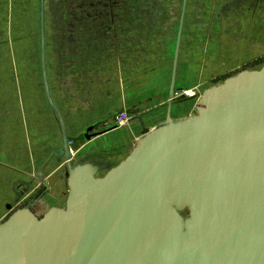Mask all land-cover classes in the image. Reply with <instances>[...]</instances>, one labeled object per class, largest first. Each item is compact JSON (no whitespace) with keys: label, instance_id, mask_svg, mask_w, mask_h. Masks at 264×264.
<instances>
[{"label":"water","instance_id":"95a60500","mask_svg":"<svg viewBox=\"0 0 264 264\" xmlns=\"http://www.w3.org/2000/svg\"><path fill=\"white\" fill-rule=\"evenodd\" d=\"M184 10L171 98L175 97ZM65 208H19L0 223V264H264V65L206 90L197 113L145 129L104 176L73 167ZM172 101L170 102V106ZM187 211V216L183 212Z\"/></svg>","mask_w":264,"mask_h":264},{"label":"crops","instance_id":"0c3cea01","mask_svg":"<svg viewBox=\"0 0 264 264\" xmlns=\"http://www.w3.org/2000/svg\"><path fill=\"white\" fill-rule=\"evenodd\" d=\"M184 2L0 0V140L7 134L11 135L10 142L2 143L5 151L0 147V164L14 166L13 170L20 177L18 181L23 182L21 188H24L22 196H18L9 210L0 215V223L19 208H30L38 217H43L53 207L65 208L68 199L70 168L63 149V130L57 113L54 111L61 128L58 135L52 131L48 117L42 116L40 111L30 112L29 123H22L23 130L19 129L21 116L14 107L13 87L17 81V95H22L20 84L26 76L22 73L30 74L29 78H32L39 68L37 61H40L43 72V43L39 44L36 37L38 24L42 28L43 10L47 81L48 77L53 79L55 89L60 92L62 107L69 111V123L66 124L64 118L63 121L74 155L73 167L96 165L100 167L98 176H104L132 153L144 136L145 129L160 126L169 113L172 118L197 113V103L202 96L200 93L199 98L191 97L195 98V103L186 114L178 111V115L173 117L170 102L173 103L176 98L175 86L174 98L169 95L154 105H167L168 112L157 114L147 124L141 117L142 101L148 96L138 86L149 76V70L171 63V92ZM228 3L229 0H187L177 65L181 50H184L183 56L189 61L193 60L190 59L192 55L198 56L203 45L196 36L210 34L217 10L226 11ZM247 3L244 6H253ZM263 5L261 0L257 3V6ZM185 32L187 44L184 47ZM198 87L200 85L191 89L198 92ZM126 89L131 93L129 97ZM115 91L120 93L119 110L113 113L105 106L95 113L90 112L93 113L91 117H85L88 116V109L97 107L105 95L112 96ZM4 99L7 104L1 101ZM9 99L12 100L11 104ZM122 111L127 112L129 120L118 127L115 121ZM109 118L115 123L114 126L109 123ZM31 126L33 131L30 130ZM52 180L65 185L63 207L47 199L52 194ZM33 197L37 199L33 200ZM29 201L35 202L29 205Z\"/></svg>","mask_w":264,"mask_h":264},{"label":"rangeland","instance_id":"374dc122","mask_svg":"<svg viewBox=\"0 0 264 264\" xmlns=\"http://www.w3.org/2000/svg\"><path fill=\"white\" fill-rule=\"evenodd\" d=\"M244 1L245 0H234L232 3H238V6L235 4L232 10H223L221 12L217 10L218 13L212 23L214 24V27H212L210 34H208V36H196V39H199V43L203 45V47L198 56L192 55L190 58L194 61L185 59L183 56L185 52L184 50H181V58L179 65H177L175 83L177 93L181 89H191L196 85H200V87H198V92L195 89V97L199 98L201 96L200 94L203 95L204 90L219 81L222 82L223 79L230 75L235 73L238 74L242 70H260L263 67L264 5L257 7L244 6L246 5H242ZM41 31L42 28H39L38 24V33L36 37H38L37 42L39 44L43 43ZM183 43L185 47L187 44L186 32L183 37ZM39 56L40 51L38 46V57ZM170 64L171 63L163 68L159 67L149 70V76L146 80H142L141 84L138 86L139 89H142L143 93H146L145 96H148L147 99L142 101L141 105L143 111L141 117L146 124L151 122L157 114L168 112L169 106L164 105L159 107L154 105L170 95V82L173 68V65ZM36 65L39 66V68L32 78H29L30 74L22 73L23 75H26L20 84V90L22 91L20 93L22 95H17V81L13 87V92L15 93L14 107L21 116V121L18 124L19 129L23 130V124L25 125V122L29 123L30 112L40 111L42 116L48 117V123L50 124L52 131L56 132L58 135L61 133V128L55 115L56 111L47 97L46 82L42 74L43 72L40 67V61L39 63L37 61ZM49 78L50 77H48V86L50 87L52 100L59 112L63 115V118L65 119L64 121L67 124L69 123V116H67L69 111L66 112L62 107L61 100L59 99L60 92L55 89L53 79ZM199 90L202 93L199 92ZM126 93L128 97L131 95L127 89ZM137 94L139 95L140 93ZM119 97V91H115L112 96L105 95L99 101L97 107H94L91 110L88 109V116L85 117H91L98 108L105 106L107 107L106 110L115 113L119 110ZM1 101L3 104H7V100L4 99ZM194 101L195 98L178 97L176 95V98L171 105L173 117L178 115V111H182V113L186 114L189 108L195 103ZM9 102L11 104L12 100L9 99ZM82 111H84V109ZM110 119L111 118H109L108 121ZM109 123H111V126H114L115 124L114 122L112 123V120H110ZM30 130L33 131V126L30 127ZM10 140V134L5 135L0 140V147L3 151H5V146L2 143L5 141L10 142ZM12 167L14 168V166L7 163L0 164V215L9 210V207L16 202L18 196H22L21 192L24 190V188H21L23 182L18 181L20 177ZM51 185L53 186L52 194L49 195L47 199L52 204L63 207L65 203L63 191L66 189L64 183L58 180H52Z\"/></svg>","mask_w":264,"mask_h":264},{"label":"built area","instance_id":"2783aa9c","mask_svg":"<svg viewBox=\"0 0 264 264\" xmlns=\"http://www.w3.org/2000/svg\"><path fill=\"white\" fill-rule=\"evenodd\" d=\"M178 97H195L196 90L195 89H181L177 94ZM129 120V116L127 112L122 111L116 117V124L119 126L125 125Z\"/></svg>","mask_w":264,"mask_h":264},{"label":"flooded vegetation","instance_id":"af4514ba","mask_svg":"<svg viewBox=\"0 0 264 264\" xmlns=\"http://www.w3.org/2000/svg\"><path fill=\"white\" fill-rule=\"evenodd\" d=\"M234 0H229V3H228V7H226L225 9H227V11H229V10H232V8H233V6L236 4V6H238V3H232ZM239 1H241V0H239ZM247 1L249 2V1H253L252 3H249L250 5H253L254 7L255 6H257V3L260 1V0H245L243 3H242V5H244V4H248L247 3ZM262 2H264V0H261ZM232 3V4H231ZM33 200H36L37 198H32ZM35 201H33V202H31V201H29V202H27V204H29V205H32L33 203H34Z\"/></svg>","mask_w":264,"mask_h":264},{"label":"trees","instance_id":"16d2710c","mask_svg":"<svg viewBox=\"0 0 264 264\" xmlns=\"http://www.w3.org/2000/svg\"><path fill=\"white\" fill-rule=\"evenodd\" d=\"M235 74H236V73H235ZM230 76H232V75H230ZM225 79H226V78H225ZM223 80H224V79H223ZM223 80H222V81H223ZM187 214H188L187 211H184V212H183V215L187 216Z\"/></svg>","mask_w":264,"mask_h":264}]
</instances>
